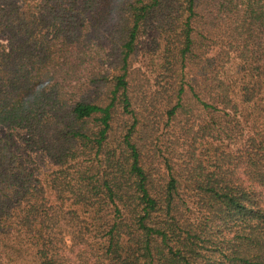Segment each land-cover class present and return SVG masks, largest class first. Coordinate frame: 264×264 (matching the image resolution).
Wrapping results in <instances>:
<instances>
[{
  "label": "trees",
  "instance_id": "trees-1",
  "mask_svg": "<svg viewBox=\"0 0 264 264\" xmlns=\"http://www.w3.org/2000/svg\"><path fill=\"white\" fill-rule=\"evenodd\" d=\"M0 264H264V0H0Z\"/></svg>",
  "mask_w": 264,
  "mask_h": 264
}]
</instances>
